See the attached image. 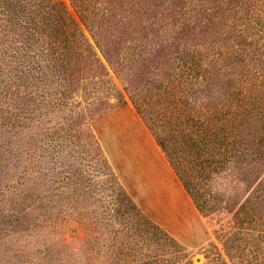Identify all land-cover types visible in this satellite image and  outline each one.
I'll return each mask as SVG.
<instances>
[{"label":"rangeland","instance_id":"obj_1","mask_svg":"<svg viewBox=\"0 0 264 264\" xmlns=\"http://www.w3.org/2000/svg\"><path fill=\"white\" fill-rule=\"evenodd\" d=\"M64 1L73 11V0ZM257 1L81 0L82 8L89 10L87 14L92 20L104 25L103 35L98 38L100 45L105 44L108 56L97 46L92 33L84 29L85 45L91 46L92 58L98 63L88 58L82 49L72 55V63L84 68L73 78L74 99L65 101L69 104L67 107L63 104L55 109L43 107L40 114H28L16 136L10 135L2 142L1 148H11L12 153L0 159V165L7 164L0 175V210L8 208L13 200L15 193L7 188L22 181L15 179L17 175L24 177V172L29 173L35 166H48L53 156L58 162L71 163L73 168L85 170L86 163L95 164L94 148H100L136 206L174 238L194 264L207 262L212 244L228 261L223 245L225 237L235 230L233 211L228 209L225 201H220L219 209L207 217L199 212L134 108L131 96L135 92L147 100L157 99V90L162 91L181 72L179 55L183 54V49L190 54L199 51L217 58L219 50L229 49V44H239L240 48L250 44L248 54H244L248 63L247 60L239 62L234 64V71L217 73L208 91L193 94L198 100L206 98L212 107L223 111L242 102L234 112L237 116L230 128L244 140L241 148L246 152L243 157L246 170H256L243 186V200L264 176V92L247 90L244 83L245 75L254 77L255 59L259 64L261 62L258 68H262L260 72L264 74V32L263 28H253V20L259 15L264 17V8ZM22 15H14L11 23L0 15V52L4 54L5 70L9 69L11 77L14 69H21L19 64L25 55ZM241 58L245 60V57ZM91 60L93 65L88 69ZM221 62L223 65L226 60ZM77 99L79 102H74ZM160 103L154 101L151 106L163 111L166 105ZM83 108L86 109L82 114H77ZM97 108L102 111L96 113ZM70 109L74 111L70 113ZM8 123L7 130H11ZM16 130L11 131L16 133ZM9 139L10 146L7 147ZM222 184L223 179L219 177L209 182L210 196L218 197L224 188ZM4 229L0 231V264L85 262L80 254V244L71 238L67 250L61 240L57 246L49 248V243L57 238L43 229L7 230L3 238ZM90 244L89 247L95 246V241L90 239ZM73 248L78 253L71 257L67 253H72ZM59 249L62 254L57 255ZM46 252L53 255L51 260L44 258ZM27 259L31 262H25Z\"/></svg>","mask_w":264,"mask_h":264},{"label":"trees","instance_id":"obj_2","mask_svg":"<svg viewBox=\"0 0 264 264\" xmlns=\"http://www.w3.org/2000/svg\"><path fill=\"white\" fill-rule=\"evenodd\" d=\"M80 1L73 0L72 11L64 0H0L3 20L11 23L14 15L23 13L20 18L25 23V55L21 57V69H14L13 77L9 69L5 70L4 54L0 52V159L12 153L11 148H1L2 142L10 135L16 136L28 114H40L43 107H67L65 101L74 99L73 78L84 68L72 63V55L81 49L88 58L94 55L91 46L85 45L84 29L92 33L97 46L108 56L105 44L100 45L98 38L103 35V23L92 20ZM257 4L264 8V0ZM253 22V28H263L264 32L262 15ZM229 47L218 49L217 58L183 49L179 55L181 72L165 89L157 90L158 98L147 100L134 92L131 102L199 212L207 217L219 209L220 201H225L234 213L235 230L225 237L223 245L228 261L212 244L205 264H264V176L242 200L243 186L256 170H246V152L241 148L244 140L230 128L242 102L223 111L212 107L206 98L198 100L193 96L208 91L217 73L234 71V64L239 62L248 63L244 54H248L250 44L246 43L245 48L239 44ZM221 60H226L225 64ZM256 61L252 66L254 77L245 75L244 83L247 90L264 92V74L258 68L261 62ZM154 101L166 105L164 110L152 108ZM101 111L96 109V113ZM6 122L11 124V130L17 129L16 133L7 130ZM7 142L9 147L10 139ZM94 152L95 164L86 163L85 170L58 162L53 156L48 166H35L29 173L24 172V177L17 175L15 179L22 181L7 188L14 191L13 200L8 208L0 210V231L5 228L1 237L7 235V230L43 229L57 238L49 243V248L60 240L66 250L71 240L78 242L83 264H194L182 246L136 206L100 148H94ZM5 167V163L0 165V175ZM218 177L223 179V191L218 197L210 196L209 182ZM58 191L66 194H57ZM90 239L95 246L89 247ZM76 253L73 248L67 254L74 257ZM56 254L62 251L59 249ZM52 257L49 252L44 255L45 259Z\"/></svg>","mask_w":264,"mask_h":264}]
</instances>
